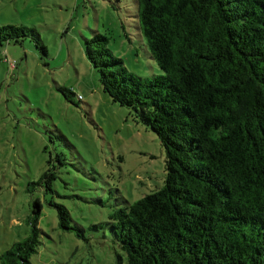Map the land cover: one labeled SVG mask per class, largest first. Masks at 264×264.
<instances>
[{
	"label": "trees",
	"instance_id": "16d2710c",
	"mask_svg": "<svg viewBox=\"0 0 264 264\" xmlns=\"http://www.w3.org/2000/svg\"><path fill=\"white\" fill-rule=\"evenodd\" d=\"M136 3V28L162 74L130 72L96 31L83 48L103 92L158 138L165 178L88 230L107 233L124 254L117 264H264V0ZM25 38L46 55L32 29L0 26V48ZM61 166L62 155L50 158L30 186L52 194ZM49 205L61 230L86 239L65 206ZM40 210L35 200L28 236L0 264H30L43 235Z\"/></svg>",
	"mask_w": 264,
	"mask_h": 264
},
{
	"label": "rangeland",
	"instance_id": "374dc122",
	"mask_svg": "<svg viewBox=\"0 0 264 264\" xmlns=\"http://www.w3.org/2000/svg\"><path fill=\"white\" fill-rule=\"evenodd\" d=\"M137 12L136 0H0V26L32 29L46 49L43 55L31 38L0 48V254L28 236L37 200L43 235L30 264H117L124 256L107 233L88 228L107 222L123 201L161 188L165 153L103 92L83 46L96 31L130 72L162 74L136 28ZM58 87L73 94L69 100ZM57 154L65 166L53 193L30 186ZM49 201L67 208L85 240L59 228Z\"/></svg>",
	"mask_w": 264,
	"mask_h": 264
}]
</instances>
